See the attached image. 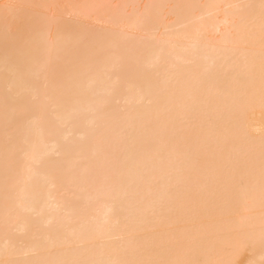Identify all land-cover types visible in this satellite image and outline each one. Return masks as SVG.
Returning <instances> with one entry per match:
<instances>
[{
  "label": "bare ground",
  "instance_id": "6f19581e",
  "mask_svg": "<svg viewBox=\"0 0 264 264\" xmlns=\"http://www.w3.org/2000/svg\"><path fill=\"white\" fill-rule=\"evenodd\" d=\"M0 264H264V0H0Z\"/></svg>",
  "mask_w": 264,
  "mask_h": 264
}]
</instances>
